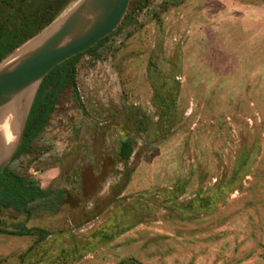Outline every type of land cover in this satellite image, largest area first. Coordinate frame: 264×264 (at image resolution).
<instances>
[{"label": "rangeland", "instance_id": "obj_1", "mask_svg": "<svg viewBox=\"0 0 264 264\" xmlns=\"http://www.w3.org/2000/svg\"><path fill=\"white\" fill-rule=\"evenodd\" d=\"M134 21L9 165L66 200L0 214L29 232L0 264H264V0H131Z\"/></svg>", "mask_w": 264, "mask_h": 264}, {"label": "water", "instance_id": "obj_2", "mask_svg": "<svg viewBox=\"0 0 264 264\" xmlns=\"http://www.w3.org/2000/svg\"><path fill=\"white\" fill-rule=\"evenodd\" d=\"M130 1L79 0L65 16L0 63V176L20 149L43 79L55 67L83 54L113 33Z\"/></svg>", "mask_w": 264, "mask_h": 264}, {"label": "trees", "instance_id": "obj_3", "mask_svg": "<svg viewBox=\"0 0 264 264\" xmlns=\"http://www.w3.org/2000/svg\"><path fill=\"white\" fill-rule=\"evenodd\" d=\"M77 0H0V63L24 43L51 25L70 5ZM134 21L124 29L117 28L108 37L81 55L73 57L51 70L43 79L31 108L20 149L13 161L22 153L32 152L31 143L48 124L62 91L71 86L76 89V65L82 55L96 51L108 43L109 49L117 48L128 39ZM12 161V162H13ZM66 200L63 189L53 186L42 189L10 171L0 176V214L32 217L42 213H56ZM1 234L26 236L25 233Z\"/></svg>", "mask_w": 264, "mask_h": 264}, {"label": "bare ground", "instance_id": "obj_4", "mask_svg": "<svg viewBox=\"0 0 264 264\" xmlns=\"http://www.w3.org/2000/svg\"><path fill=\"white\" fill-rule=\"evenodd\" d=\"M29 46V45H28ZM25 49V48H24Z\"/></svg>", "mask_w": 264, "mask_h": 264}]
</instances>
